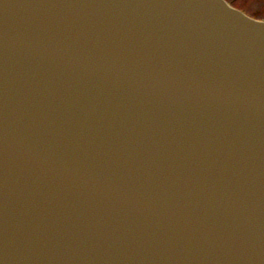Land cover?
Instances as JSON below:
<instances>
[{
    "label": "water",
    "instance_id": "1",
    "mask_svg": "<svg viewBox=\"0 0 264 264\" xmlns=\"http://www.w3.org/2000/svg\"><path fill=\"white\" fill-rule=\"evenodd\" d=\"M0 264H264V20L0 0Z\"/></svg>",
    "mask_w": 264,
    "mask_h": 264
},
{
    "label": "rangeland",
    "instance_id": "2",
    "mask_svg": "<svg viewBox=\"0 0 264 264\" xmlns=\"http://www.w3.org/2000/svg\"><path fill=\"white\" fill-rule=\"evenodd\" d=\"M257 19H264V0H229Z\"/></svg>",
    "mask_w": 264,
    "mask_h": 264
}]
</instances>
